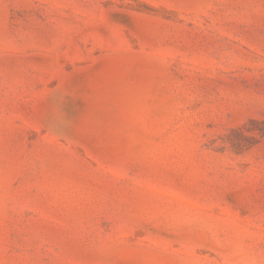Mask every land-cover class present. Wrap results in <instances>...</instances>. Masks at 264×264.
Wrapping results in <instances>:
<instances>
[{
  "label": "rangeland",
  "instance_id": "374dc122",
  "mask_svg": "<svg viewBox=\"0 0 264 264\" xmlns=\"http://www.w3.org/2000/svg\"><path fill=\"white\" fill-rule=\"evenodd\" d=\"M0 264H264V0H0Z\"/></svg>",
  "mask_w": 264,
  "mask_h": 264
}]
</instances>
